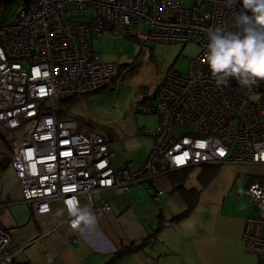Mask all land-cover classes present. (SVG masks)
Segmentation results:
<instances>
[{"label":"built area","instance_id":"obj_1","mask_svg":"<svg viewBox=\"0 0 264 264\" xmlns=\"http://www.w3.org/2000/svg\"><path fill=\"white\" fill-rule=\"evenodd\" d=\"M226 5L227 0H24L15 12L2 15L0 126L11 135L9 163L20 201L44 214L58 198L70 225L65 202L73 197L81 206L85 195L96 215L112 209L109 201L94 199L97 192H127L140 182L151 190L159 176L205 163L259 164L263 173L246 193L260 213L246 218L242 237L258 264H264V82L251 91L232 78L227 86H217L205 57L206 30L236 31L234 14L247 12L241 0ZM142 23L147 29L135 32ZM107 30L134 36L143 43V53L151 41L200 45L187 72H167L144 102L145 111L159 121L137 168L114 167L106 134L60 115L61 97L101 90L119 76L121 65L102 60L93 47V39ZM178 126L192 129L179 135ZM165 192L156 188L153 196ZM14 202L0 200V209ZM80 233L76 230L71 240L78 242ZM11 243L9 232L0 227V264H8Z\"/></svg>","mask_w":264,"mask_h":264},{"label":"crops","instance_id":"obj_2","mask_svg":"<svg viewBox=\"0 0 264 264\" xmlns=\"http://www.w3.org/2000/svg\"><path fill=\"white\" fill-rule=\"evenodd\" d=\"M112 137H108L109 143ZM8 141L0 137V172L5 169L8 174L6 191L15 204L23 201L9 163L10 138ZM109 147L116 168H137L143 163L129 157L119 159L111 144ZM240 164L251 163H205L177 169L182 177L163 174L151 190L140 182L127 192H97L94 199L109 201L112 209L96 213V226L85 228L78 242L71 240L76 230L67 223L60 199H52L51 210L44 214L25 202L29 217L19 225V215L12 214L15 226H6L1 220L11 204L6 205L0 209V227L12 238L8 264H258L255 253L246 249L242 233L246 218L260 213L246 188L261 177L263 166L253 164L261 167L256 173ZM4 187L2 183L1 189ZM156 188L164 189L165 194L154 197ZM80 200L82 207L88 204L85 195ZM58 211L63 214L57 215Z\"/></svg>","mask_w":264,"mask_h":264},{"label":"rangeland","instance_id":"obj_3","mask_svg":"<svg viewBox=\"0 0 264 264\" xmlns=\"http://www.w3.org/2000/svg\"><path fill=\"white\" fill-rule=\"evenodd\" d=\"M23 1L11 0L13 6L9 7L8 12H15ZM138 29L145 31L147 25L142 23L139 27H134L135 32ZM92 43L102 60L115 61L123 69L114 79L112 88L80 96L71 104L70 111L99 123L114 125L115 134L109 144L116 152V157L144 161L152 144L151 130L156 127L159 120L158 115L151 110L145 111L144 102L152 98L155 87L167 72L172 70L187 72L191 59L200 52V45L195 42L184 44L151 41L147 43L149 47H145L143 53L141 52L143 43L140 44L134 36L127 37L112 30L95 37ZM191 129L190 126H178L176 132L180 135ZM99 131L109 137L103 129ZM5 135L4 137L8 139L9 134L5 132ZM240 165L249 167L247 169L252 172H261L258 165ZM4 170L0 172V196L3 200H12L8 197L11 194L6 191L9 181ZM2 183L5 185L4 189H1ZM250 204L253 206V203ZM8 207L10 208L1 216L6 226H15L16 222L12 220L14 213L19 215L17 217L19 225L26 222L30 213L27 203H13Z\"/></svg>","mask_w":264,"mask_h":264},{"label":"clouds","instance_id":"obj_4","mask_svg":"<svg viewBox=\"0 0 264 264\" xmlns=\"http://www.w3.org/2000/svg\"><path fill=\"white\" fill-rule=\"evenodd\" d=\"M234 3L235 0H227L226 6L230 8ZM241 4L247 12L234 14L236 31L223 26L206 30L205 57L217 86H227L232 78L240 87L251 91L264 82V0H241ZM65 204L72 218L71 229L83 232L96 226L97 218L90 206L81 207L75 197ZM44 210L48 211L47 207Z\"/></svg>","mask_w":264,"mask_h":264},{"label":"trees","instance_id":"obj_5","mask_svg":"<svg viewBox=\"0 0 264 264\" xmlns=\"http://www.w3.org/2000/svg\"><path fill=\"white\" fill-rule=\"evenodd\" d=\"M13 1V0H12ZM12 3H11V0H0V18L2 17V15H6L9 11V7H11ZM13 6V5H12ZM122 67V66H121ZM123 67L121 68V71H122ZM113 86H109V87H106V88H103L101 90H97V91H93L91 93H96V92H104L110 88H112ZM89 94V93H88ZM87 95V94H85ZM80 96L82 95H74V96H64V97H61L60 98V115L62 117H65V118H76L77 120H79L82 125L86 128H90V129H103L104 131L108 132L109 136H114L115 134V128H114V125H108V124H104V123H99L98 121H94L90 118H86V117H82V116H79V115H75L73 114L71 111H70V106L72 103H74L75 100H77ZM110 129V130H109ZM5 131H4V127L0 126V137L1 139H4V134ZM7 142L8 139H7ZM5 152H7L6 150H4ZM8 153V152H7ZM181 169V168H180ZM168 173H171V174H175L178 175V176H181L183 175V173L179 170H172ZM177 188V186H176Z\"/></svg>","mask_w":264,"mask_h":264},{"label":"water","instance_id":"obj_6","mask_svg":"<svg viewBox=\"0 0 264 264\" xmlns=\"http://www.w3.org/2000/svg\"><path fill=\"white\" fill-rule=\"evenodd\" d=\"M255 206H257V205H255ZM18 259L22 260V255L21 254L18 255Z\"/></svg>","mask_w":264,"mask_h":264}]
</instances>
